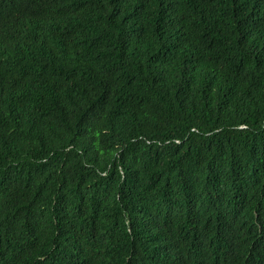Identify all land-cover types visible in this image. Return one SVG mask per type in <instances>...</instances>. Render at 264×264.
I'll return each mask as SVG.
<instances>
[{"label": "trees", "instance_id": "1", "mask_svg": "<svg viewBox=\"0 0 264 264\" xmlns=\"http://www.w3.org/2000/svg\"><path fill=\"white\" fill-rule=\"evenodd\" d=\"M0 264H264V0H0Z\"/></svg>", "mask_w": 264, "mask_h": 264}]
</instances>
